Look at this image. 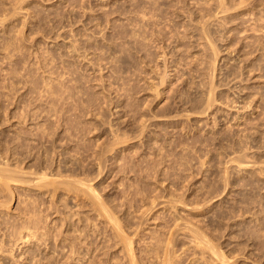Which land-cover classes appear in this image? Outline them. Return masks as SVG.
I'll list each match as a JSON object with an SVG mask.
<instances>
[{"label": "rangeland", "instance_id": "374dc122", "mask_svg": "<svg viewBox=\"0 0 264 264\" xmlns=\"http://www.w3.org/2000/svg\"><path fill=\"white\" fill-rule=\"evenodd\" d=\"M219 1L0 0V264H264V0Z\"/></svg>", "mask_w": 264, "mask_h": 264}, {"label": "bare ground", "instance_id": "6f19581e", "mask_svg": "<svg viewBox=\"0 0 264 264\" xmlns=\"http://www.w3.org/2000/svg\"><path fill=\"white\" fill-rule=\"evenodd\" d=\"M221 1V0H220ZM219 1V2H220ZM221 6H222V4H221ZM225 6V5H224ZM220 8H223V7H220ZM217 13V12H216ZM206 37H207V35H206ZM216 57V56H215ZM214 57V58H215ZM214 66V65H213ZM211 90V89H210ZM210 96V95H209ZM2 171H4V170H2ZM6 171H7V169L5 170V173H6ZM11 176V175H10ZM5 177V176H4ZM6 177H8V176H6ZM40 178V177H39ZM45 178H46V176H45ZM7 180H9V179H7ZM221 194V193H220ZM172 200H174L173 198H172ZM179 202V201H178ZM173 203V202H172ZM175 203V202H174ZM172 205V204H171ZM172 207H173V205H172ZM101 209H102V207H100ZM103 209H105V207L103 208ZM108 208H106V210H107ZM192 211V210H191ZM109 212V211H108ZM107 212V213H108ZM199 213V212H198ZM264 213V212H263ZM112 214V213H111ZM221 214H224V212H221ZM219 215V214H218ZM106 217H109V216H106ZM215 217V216H214ZM112 218V217H111ZM115 218V217H114ZM224 218V217H223ZM116 219V218H115ZM111 220H113V219H111ZM216 220V219H215ZM117 221V220H116ZM116 221H114V222H116ZM193 221V220H192ZM191 221V222H192ZM112 222V221H111ZM194 222V221H193ZM213 222V221H212ZM218 222V221H217ZM260 222H262V221H260ZM185 223V222H184ZM199 223V222H198ZM213 223H215V222H213ZM118 224H120V223H118ZM194 224H196V223H194ZM117 225V224H116ZM201 225H203V224H201ZM205 225V224H204ZM214 225V224H213ZM216 225V224H215ZM166 226V225H165ZM186 226V225H185ZM193 226V225H192ZM199 226V225H198ZM118 227H120L121 228V225L120 226H118ZM196 227V226H195ZM213 227V226H212ZM216 227V226H215ZM258 227V226H257ZM117 229V228H116ZM119 229V228H118ZM198 229V228H197ZM196 229V230H197ZM160 230V229H159ZM196 230H193V231H196ZM214 230V229H213ZM219 230V229H218ZM210 231V230H209ZM260 231H261V229H260ZM259 231V232H260ZM118 232V231H117ZM187 232V231H186ZM218 232V231H217ZM187 233H189V232H187ZM195 233V232H194ZM206 233H207V231H206ZM263 233V232H262ZM119 234V233H118ZM118 234H116V236L118 235ZM193 234V233H192ZM195 234H197V233H195ZM260 234V233H259ZM155 235V234H154ZM80 236V235H79ZM189 236V235H188ZM198 236H200V235H198ZM203 236V235H202ZM212 236V235H211ZM122 237V236H121ZM164 237V236H163ZM256 237V236H255ZM259 237V236H258ZM80 238H81V236H80ZM189 238V237H188ZM192 238V237H191ZM199 238V237H198ZM198 238H196L195 237V239H197L198 240ZM204 238V237H203ZM206 238V237H205ZM250 238V237H249ZM155 239H157V238H155ZM174 239V238H173ZM172 239V240H173ZM176 239V238H175ZM209 239V238H208ZM217 239V238H216ZM252 239V238H251ZM77 240V239H76ZM75 240V241H76ZM79 240V239H78ZM206 240H207V238H206ZM209 240H211V239H209ZM152 241V240H151ZM151 241H150V243H151ZM170 241V240H169ZM196 241V240H195ZM202 241V240H201ZM131 242V241H130ZM164 242V241H163ZM206 242V241H205ZM80 243V242H79ZM83 243V242H82ZM156 243V242H155ZM173 243V242H172ZM183 243V242H182ZM193 243V242H192ZM191 243V241H190V245L192 244ZM197 243H200V242H197ZM206 243H209V244H211L210 242H206ZM242 243V242H241ZM244 243V242H243ZM242 243V244H243ZM127 244V243H126ZM164 244H166V243H164ZM189 244V243H188ZM247 243H245V244H243V245H246ZM254 244V243H253ZM252 244V245H253ZM258 244H261V243H258ZM71 245V244H70ZM160 245V244H159ZM167 245V244H166ZM169 245V244H168ZM182 246H183V244H181ZM195 245V244H194ZM202 245V244H201ZM204 245V244H203ZM207 245V244H206ZM214 245V244H213ZM236 245V244H235ZM255 245V244H254ZM69 246V245H68ZM156 246H158V245H156ZM161 246V245H160ZM172 246V245H171ZM211 245H209V246H207V247H210ZM222 246V245H221ZM126 247H127V245H126ZM130 247H131V245H130ZM166 247H168V246H166ZM178 247V246H177ZM197 247V246H196ZM219 247V246H218ZM240 247V246H239ZM238 247V248H239ZM70 248V247H69ZM73 248H74V246H73ZM76 248V247H75ZM78 248V247H77ZM183 248V247H182ZM202 248V247H201ZM203 248H205V247H203ZM231 248V247H230ZM237 248V247H236ZM241 248H243V247H241ZM249 248V247H248ZM127 249H129V248H127ZM162 249H164V247H162ZM167 249V248H166ZM187 249V248H186ZM195 249V248H194ZM198 249V248H197ZM197 249H195V250H197ZM207 249V248H206ZM209 250H211L210 248H208ZM214 249V248H213ZM262 249H264V247H262ZM76 250V249H75ZM131 250V249H130ZM129 250V251H130ZM159 250V249H158ZM173 250V249H172ZM191 250V249H190ZM205 250V249H204ZM220 250V249H219ZM70 251V250H69ZM77 251V250H76ZM151 251V250H150ZM164 251V250H163ZM206 251V250H205ZM213 251H215V250H213ZM213 251L211 250V252L213 253ZM218 251V250H217ZM223 251H225V250H223ZM233 251H235V250H233ZM242 251V250H241ZM260 251V250H259ZM264 251V250H263ZM160 252H162V251H160ZM198 252V251H197ZM200 252V251H199ZM202 252H203V250H202ZM209 253H211L210 251H208ZM243 252V251H242ZM262 252V251H261ZM78 253V252H77ZM134 253V252H133ZM141 254H142V252H140ZM166 253V252H165ZM167 253H168V251H167ZM170 253V252H169ZM185 253V252H184ZM201 253V252H200ZM221 253V256H222V251L220 252ZM69 254H71V253H69ZM128 254V253H127ZM156 254V253H155ZM162 254V253H161ZM164 254V253H163ZM172 254V253H171ZM192 254V253H191ZM214 254V253H213ZM258 254V253H257ZM130 254H128V256H129ZM170 255V254H169ZM218 255H219V253H218ZM243 255H245V254H243ZM69 256V255H68ZM67 256V257H68ZM127 256V257H128ZM156 256V255H155ZM214 256H216V254H214ZM213 255H212V257H214ZM220 256V255H219ZM233 256V255H232ZM248 256V255H247ZM256 256V255H255ZM131 257V256H130ZM141 257V256H140ZM153 257V256H152ZM156 257H159V255L158 256H156ZM160 257H161V255H160ZM163 257V256H162ZM166 257V256H165ZM174 257H176V256H174ZM193 257V256H192ZM200 257H201V255H200ZM224 257V256H223ZM169 258V257H168ZM203 258H205V257H203ZM219 258V257H218ZM232 258V257H231ZM72 259V258H71ZM135 259V258H134ZM134 259H133V261H134ZM144 259V258H143ZM149 259V258H148ZM166 259V258H165ZM165 259H164V261H165ZM191 259V258H190ZM213 259V258H212ZM221 259V258H220ZM237 259V258H236ZM73 260V259H72ZM135 260H137V259H135ZM160 260H163V259H161L160 258ZM168 260V259H167ZM197 260V259H196ZM202 260V259H201ZM210 260V259H209ZM234 260V259H233ZM259 260V259H258ZM70 261V260H69ZM163 261V262H164ZM193 261V260H192ZM172 262V261H171ZM176 262H177V260H176ZM207 262V261H206ZM214 262V261H213ZM217 262V261H216ZM223 261H221V263H222ZM160 263V262H159ZM165 263V262H164ZM167 264H169L168 262H166ZM231 263V262H230ZM73 264V263H72ZM126 264V263H125ZM129 264V263H128ZM134 264H136V263H134Z\"/></svg>", "mask_w": 264, "mask_h": 264}]
</instances>
